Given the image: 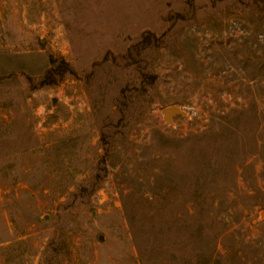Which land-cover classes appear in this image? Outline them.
I'll use <instances>...</instances> for the list:
<instances>
[{
	"label": "rangeland",
	"instance_id": "1",
	"mask_svg": "<svg viewBox=\"0 0 264 264\" xmlns=\"http://www.w3.org/2000/svg\"><path fill=\"white\" fill-rule=\"evenodd\" d=\"M0 264H264V0H0Z\"/></svg>",
	"mask_w": 264,
	"mask_h": 264
},
{
	"label": "water",
	"instance_id": "2",
	"mask_svg": "<svg viewBox=\"0 0 264 264\" xmlns=\"http://www.w3.org/2000/svg\"><path fill=\"white\" fill-rule=\"evenodd\" d=\"M161 111H162V114H163L165 121L169 124H173L174 116H178V115H181L184 117L188 116L184 110H182L181 108H179L176 105L166 106ZM102 237H103V235H99V239H101Z\"/></svg>",
	"mask_w": 264,
	"mask_h": 264
}]
</instances>
